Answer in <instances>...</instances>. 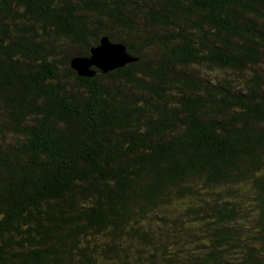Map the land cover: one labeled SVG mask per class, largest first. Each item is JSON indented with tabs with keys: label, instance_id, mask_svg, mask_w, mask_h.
Returning <instances> with one entry per match:
<instances>
[{
	"label": "trees",
	"instance_id": "obj_1",
	"mask_svg": "<svg viewBox=\"0 0 264 264\" xmlns=\"http://www.w3.org/2000/svg\"><path fill=\"white\" fill-rule=\"evenodd\" d=\"M105 36L134 60L79 75ZM241 250L264 264V0H0V264Z\"/></svg>",
	"mask_w": 264,
	"mask_h": 264
},
{
	"label": "water",
	"instance_id": "obj_2",
	"mask_svg": "<svg viewBox=\"0 0 264 264\" xmlns=\"http://www.w3.org/2000/svg\"><path fill=\"white\" fill-rule=\"evenodd\" d=\"M133 60L134 57L127 52L124 44L112 42L105 36L101 39V43L98 46L91 49L90 56L73 58L71 66L81 76H92L95 74V70L92 67L107 72L117 67H122Z\"/></svg>",
	"mask_w": 264,
	"mask_h": 264
},
{
	"label": "rangeland",
	"instance_id": "obj_3",
	"mask_svg": "<svg viewBox=\"0 0 264 264\" xmlns=\"http://www.w3.org/2000/svg\"><path fill=\"white\" fill-rule=\"evenodd\" d=\"M158 253V252H157ZM244 251H237V252H232L231 254H228L227 258L233 260L234 264H240L243 258Z\"/></svg>",
	"mask_w": 264,
	"mask_h": 264
}]
</instances>
